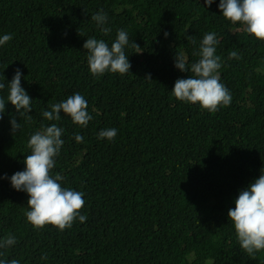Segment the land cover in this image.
Here are the masks:
<instances>
[{
    "label": "trees",
    "instance_id": "trees-1",
    "mask_svg": "<svg viewBox=\"0 0 264 264\" xmlns=\"http://www.w3.org/2000/svg\"><path fill=\"white\" fill-rule=\"evenodd\" d=\"M220 0H0V97L8 95L19 68L32 98L31 121L10 102L0 120V240L16 244L0 260L19 264H264V250L244 253L228 218L240 190L264 168V41L222 16ZM108 15L104 35L91 16ZM129 35L130 72L94 77L83 48L87 38L111 46L117 30ZM169 35L165 38L164 33ZM220 43V82L232 95L215 114L171 93L191 73L175 66L182 53L189 65L204 35ZM191 36L195 43L187 39ZM137 43L141 49L132 46ZM241 59H228L229 51ZM150 74L151 80L145 79ZM80 93L93 117L87 127L41 115L49 105ZM15 114L21 129L13 135ZM64 129V144L51 174L62 187L85 193L71 228L35 229L26 218L29 196L10 183L25 169L31 135L42 125ZM117 129L111 142L98 133ZM83 141L77 143L74 134ZM46 255L47 259L41 257Z\"/></svg>",
    "mask_w": 264,
    "mask_h": 264
},
{
    "label": "clouds",
    "instance_id": "clouds-1",
    "mask_svg": "<svg viewBox=\"0 0 264 264\" xmlns=\"http://www.w3.org/2000/svg\"><path fill=\"white\" fill-rule=\"evenodd\" d=\"M214 0H206L210 7ZM219 9L222 16L232 24H240L247 34L264 41V0H220ZM91 20L100 28L104 35L111 32V28L105 27L108 23V15L101 9L91 16ZM165 38L168 33H164ZM11 34L0 37V46L12 40ZM187 39L195 43L191 36ZM220 43L215 32L204 35L199 44V51L193 54L199 59L189 65L185 56L178 53L175 56L174 66L181 72H189L187 78H178L175 81L172 95L179 101L199 104L202 109L215 114L221 106H230L232 95L230 90L220 82L219 70L222 67L221 57L216 55V46ZM129 45V35L124 29L117 30L114 42L109 46L103 39L95 37L87 38L83 48L87 50V62L89 70L94 77H100L106 72L124 75L130 72L131 63L126 55L125 48ZM136 53H140V46L133 42ZM237 51H229L228 59H241ZM23 73L17 68L10 82H7L8 95L6 99L0 97V120H3L8 102L14 106L16 113L25 121H31L32 98L22 87ZM145 79L151 80L148 74ZM0 83V90L5 88ZM50 110H43L41 115L47 121H60L61 113L66 114L72 123L80 127H87L93 117L87 111L88 102L80 93L69 96L59 103L50 104ZM11 132L15 135L21 129V123H17L15 114L10 119ZM64 129L56 123L42 125L41 129L31 135L27 147L31 154L25 156V169L14 173L10 178L5 174V179H10L11 186L16 191L26 192L29 196L28 211L25 215L27 221L35 229H43L46 225H52L60 231L71 228L78 218L81 223L87 220L86 215L81 214L85 205V193L71 188L62 187L64 177L56 173L51 174L55 167V158L59 156L64 140L61 138ZM117 136V129L107 128L98 133V138L113 141ZM74 138L77 143L83 141V137L76 133ZM228 218L234 225L237 241L241 250L250 257L264 250V168L261 174L246 188L240 190L235 200V208L229 209ZM16 237L9 234L0 240V256L6 250L16 244ZM42 259H47L44 255ZM0 264H19L16 259L10 261L0 260Z\"/></svg>",
    "mask_w": 264,
    "mask_h": 264
}]
</instances>
